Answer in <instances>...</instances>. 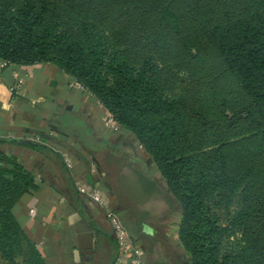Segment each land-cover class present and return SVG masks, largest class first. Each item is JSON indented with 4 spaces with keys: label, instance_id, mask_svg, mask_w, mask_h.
Wrapping results in <instances>:
<instances>
[{
    "label": "trees",
    "instance_id": "16d2710c",
    "mask_svg": "<svg viewBox=\"0 0 264 264\" xmlns=\"http://www.w3.org/2000/svg\"><path fill=\"white\" fill-rule=\"evenodd\" d=\"M131 1L0 4V60L55 65L146 151L148 160L126 137L116 144L99 138L80 123V114L68 115L69 123L59 126L98 163L102 178L95 177L89 162L81 178L97 189L104 184L127 213L138 236L134 241L150 255L146 264H239L225 243L240 234L260 241L256 254L264 264V147L245 164L229 150L238 128H246L264 146V0H167L158 14L157 20L177 30L173 5H183L198 22L206 51L239 83L243 102L235 111L222 104L226 123L219 124L210 120L204 104L167 97L155 80L159 67L151 57L136 67L121 52L110 51L103 28L113 25L120 8ZM183 41L193 54L190 37ZM193 59L206 61L201 55ZM36 137L40 140L0 138V145L24 147L52 160L72 184L71 170L48 145V135ZM153 168L162 182L151 175ZM37 189L36 174L17 155L0 150V264H45L14 213L23 196ZM175 212L180 214L179 244L171 240L166 223Z\"/></svg>",
    "mask_w": 264,
    "mask_h": 264
},
{
    "label": "crops",
    "instance_id": "0c3cea01",
    "mask_svg": "<svg viewBox=\"0 0 264 264\" xmlns=\"http://www.w3.org/2000/svg\"><path fill=\"white\" fill-rule=\"evenodd\" d=\"M3 63L0 60L3 83L0 89V138L24 140L43 133L49 137L48 145L63 155L64 162L67 159L73 162V167L69 168L73 182L70 184L59 164L30 149L1 144V151L17 155L37 178L38 189L23 196L14 209L16 218L43 253L45 264H114L119 245L112 227L86 205L75 187L77 177L86 178V162L97 167L95 177L102 178L103 174L87 149L59 126L69 123L68 115L80 114L84 120L80 123H87L89 130L99 138L116 144L119 138L126 137L141 158L148 160V156L141 155L140 144L127 131L102 132L103 119L109 114L107 109L87 90L74 87L77 82L55 65L7 64L1 68ZM73 151L80 154L81 161ZM151 175L163 181L156 168L151 170ZM100 189L110 193L104 184ZM80 201L82 211L75 204ZM31 210L35 211L33 215ZM115 210L131 237L138 239L133 222L126 212L120 211L118 202ZM179 222V212L166 220L175 244L180 243ZM145 253L146 263H149L150 255Z\"/></svg>",
    "mask_w": 264,
    "mask_h": 264
},
{
    "label": "rangeland",
    "instance_id": "374dc122",
    "mask_svg": "<svg viewBox=\"0 0 264 264\" xmlns=\"http://www.w3.org/2000/svg\"><path fill=\"white\" fill-rule=\"evenodd\" d=\"M21 3L22 0H0V4L4 5ZM166 3L167 0H132L121 7L116 22L103 28L109 38L110 51L121 52L136 67L141 65L144 58L151 57L159 67L155 80L167 97L182 98L189 103L198 101L200 105H205L212 122L226 123L222 121V104L235 111L241 106L244 93L222 61L206 51L198 22L186 13L183 5H173L179 18L177 30L157 20ZM185 36L193 41V54L184 44ZM194 55H201L206 61L198 60V63L193 59ZM214 81L216 84H213ZM213 87H216L214 91ZM103 123L102 132L105 133H121L123 129L110 132L105 125V118ZM230 144L229 150L233 156L244 158V164L247 158L253 157L264 147L257 136L249 133L246 128H238V138ZM142 150L141 155L148 156L143 148ZM253 177L251 175L249 180ZM259 242L240 234L228 239L225 247L229 253L236 255L239 264H259L260 255L256 254Z\"/></svg>",
    "mask_w": 264,
    "mask_h": 264
},
{
    "label": "built area",
    "instance_id": "2783aa9c",
    "mask_svg": "<svg viewBox=\"0 0 264 264\" xmlns=\"http://www.w3.org/2000/svg\"><path fill=\"white\" fill-rule=\"evenodd\" d=\"M7 64L8 63L4 62L1 68H5ZM2 84L0 76V89ZM73 86L84 90L79 83H75ZM105 121V125L110 132H116L122 128L110 114L107 115ZM32 140L39 141L40 139L34 137ZM66 163L69 168H72L73 162L71 159H67ZM92 167L93 172L97 174V167L95 165H92ZM76 191L87 203L86 205H88L92 211H97L99 217L108 221L112 227L115 239L119 245V254L114 264H146L145 251L141 245L135 242L131 237L115 210L117 204L115 198L108 192L94 188L80 177L76 178ZM34 212V210H31L30 214L33 215Z\"/></svg>",
    "mask_w": 264,
    "mask_h": 264
}]
</instances>
